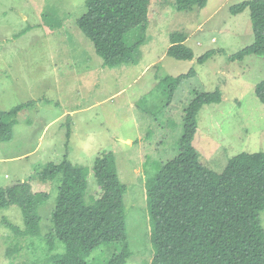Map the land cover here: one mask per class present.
<instances>
[{
  "label": "rangeland",
  "instance_id": "obj_1",
  "mask_svg": "<svg viewBox=\"0 0 264 264\" xmlns=\"http://www.w3.org/2000/svg\"><path fill=\"white\" fill-rule=\"evenodd\" d=\"M86 1L0 0V110L32 104L15 118L12 140L0 144V190L29 182L38 168L68 156L86 170V204L93 206L101 198L94 163L111 152L127 187L126 264H151L147 181L179 154L184 114L197 95L222 94L220 103L204 105L197 116L193 145L208 168L222 173L241 153H264V104L256 95L264 57L229 58L254 43L250 10L230 11L248 0H208L205 8L189 12H178L175 0H150L146 43L133 63L109 67L77 25ZM175 32L187 36L193 60L167 55ZM135 38L130 35L127 43ZM211 51L217 53L198 63ZM191 69L196 76L176 87L172 78ZM61 181L62 175L46 183L31 180L35 193L49 196L37 209L40 237L16 236L4 225L6 220L24 229L20 207L0 210V264H49L64 252L58 241L54 251L46 244ZM259 218L264 229V210ZM122 247L101 245L90 264H108Z\"/></svg>",
  "mask_w": 264,
  "mask_h": 264
},
{
  "label": "trees",
  "instance_id": "obj_2",
  "mask_svg": "<svg viewBox=\"0 0 264 264\" xmlns=\"http://www.w3.org/2000/svg\"><path fill=\"white\" fill-rule=\"evenodd\" d=\"M208 0H175L178 12L201 10ZM150 0H87L86 13L77 25L93 43L105 65L117 67L134 62V54L146 43ZM250 10L254 43L229 57L243 61L247 56L264 57V0H248L231 7L233 15ZM136 34L135 41L127 37ZM187 36L173 33L167 55L191 61L194 52L185 45ZM217 52L198 59L203 64ZM196 76L172 78L177 87ZM175 87V88H176ZM256 95L264 104V81ZM221 92H202L193 99L184 114L180 152L161 166L147 181V201L153 223L155 254L151 264H264V229L260 212L264 210V153H241L233 157L222 173L208 168L193 145L197 116L204 105L220 103ZM31 103L0 110V144L13 138L15 118ZM93 171L101 189V198L93 206L86 204V170L72 164L66 156L59 164L49 163L36 170L31 180L62 181L52 212L53 229L46 236L47 247L55 250L56 241L64 252L52 255L49 264H90L89 257L103 244H123L122 251L108 264H126L127 245L124 196L127 190L119 177L116 158L108 152L97 158ZM29 182L0 190V210L21 208L25 227L8 221L4 225L16 236L40 237L38 207L48 198L35 193ZM8 255L12 257V250Z\"/></svg>",
  "mask_w": 264,
  "mask_h": 264
}]
</instances>
